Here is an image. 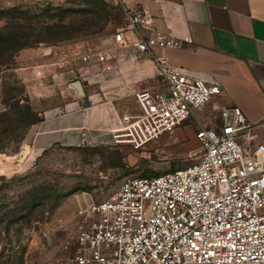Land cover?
Returning <instances> with one entry per match:
<instances>
[{
  "label": "built area",
  "instance_id": "2783aa9c",
  "mask_svg": "<svg viewBox=\"0 0 264 264\" xmlns=\"http://www.w3.org/2000/svg\"><path fill=\"white\" fill-rule=\"evenodd\" d=\"M122 14L113 41L148 54L165 89L135 94L139 112L122 117L115 142L138 150L197 117L220 89L155 52L190 39L138 36L150 23L146 9ZM220 118L222 125L195 134V163L123 180L109 200L81 211L70 264H264V144L250 143L252 126L239 109L223 108ZM89 146L94 140L82 134L80 147Z\"/></svg>",
  "mask_w": 264,
  "mask_h": 264
},
{
  "label": "crops",
  "instance_id": "0c3cea01",
  "mask_svg": "<svg viewBox=\"0 0 264 264\" xmlns=\"http://www.w3.org/2000/svg\"><path fill=\"white\" fill-rule=\"evenodd\" d=\"M116 2L121 9H146L150 23L138 36L159 32L167 42L190 39L179 49L168 45L155 52L168 65L219 87L220 93L197 114L199 127H218L223 108H237L252 126L250 143L264 144V135L255 131L264 128V0ZM85 43H68L47 55L39 47L25 49L16 57L12 70L26 95L48 102L24 136L28 155L53 147L78 148L82 134L97 147L121 144L115 136L122 117L139 112L135 94L165 90L148 54L116 44L112 34L92 38L91 47ZM84 55L90 57L87 62L81 61ZM74 82L81 85L86 105L71 88ZM2 107L0 96V112Z\"/></svg>",
  "mask_w": 264,
  "mask_h": 264
},
{
  "label": "rangeland",
  "instance_id": "374dc122",
  "mask_svg": "<svg viewBox=\"0 0 264 264\" xmlns=\"http://www.w3.org/2000/svg\"><path fill=\"white\" fill-rule=\"evenodd\" d=\"M119 11L116 0H0V30L23 33L34 46L26 49L39 47L47 55L72 42L91 47L92 38L113 34L123 21ZM18 54L0 66V264H70L80 212L109 200L123 180L195 163L200 117L138 150L123 144L53 147L23 157L28 126L48 102L26 95L12 70ZM255 131L264 135V128Z\"/></svg>",
  "mask_w": 264,
  "mask_h": 264
},
{
  "label": "trees",
  "instance_id": "16d2710c",
  "mask_svg": "<svg viewBox=\"0 0 264 264\" xmlns=\"http://www.w3.org/2000/svg\"><path fill=\"white\" fill-rule=\"evenodd\" d=\"M121 13H122V9L120 8L119 15ZM32 45L33 44L30 43L28 37H26V35H24L23 33L12 31L7 28L1 29L0 30V66H7V64L11 62V60L15 55H17L20 51L26 48H33L34 46ZM34 206L36 205L33 204L31 207L25 206V209L26 208L33 209L35 208Z\"/></svg>",
  "mask_w": 264,
  "mask_h": 264
},
{
  "label": "water",
  "instance_id": "95a60500",
  "mask_svg": "<svg viewBox=\"0 0 264 264\" xmlns=\"http://www.w3.org/2000/svg\"><path fill=\"white\" fill-rule=\"evenodd\" d=\"M71 88L77 93L78 97H80L79 99L83 100L84 105H86L85 103V97H84V93L82 91L81 85L78 82H74L71 84ZM28 147L25 146L23 149V152L21 153L22 156L24 157L25 155H27L28 153Z\"/></svg>",
  "mask_w": 264,
  "mask_h": 264
}]
</instances>
